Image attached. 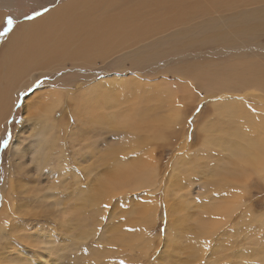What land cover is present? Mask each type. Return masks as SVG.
<instances>
[{
  "label": "rangeland",
  "instance_id": "rangeland-1",
  "mask_svg": "<svg viewBox=\"0 0 264 264\" xmlns=\"http://www.w3.org/2000/svg\"><path fill=\"white\" fill-rule=\"evenodd\" d=\"M66 1H0V7L14 8L3 12L0 54L9 47L8 35L19 24L14 21L11 31L4 34L7 18H12L8 11L20 9L32 18L45 9L51 11L53 3ZM227 15L235 17L239 12ZM203 22L176 26L167 34L143 35L142 44L112 62L41 76L16 95V107L0 142V211L8 182L16 194L18 216L0 241L1 264H74L81 256L83 264H264V145L257 156L256 146L248 145L250 135L244 131L249 121L257 122L255 110L263 106L260 95L250 98V94L263 93L264 83L261 77L226 73L249 59L264 60V49L246 52L239 37L223 44L189 43L186 31ZM257 41L264 47V35ZM153 52L158 54L152 62ZM119 62L122 73L116 81L123 84L116 90L124 89L122 80L130 76L148 89H161L149 101L158 108L157 116L144 119L131 107L136 128L143 131L103 130L90 109L73 111V100L86 101L87 89L108 80ZM76 82L83 86H75ZM59 83H64L63 89ZM232 107L237 110L230 114ZM43 115L57 121L55 131L64 139L63 144L60 139L43 144L53 162L66 153L63 173L41 174L39 152L31 151V128L43 125ZM261 124L264 130V121ZM8 133L11 142L5 148ZM128 133L141 141L129 144ZM19 139H26L24 154L20 166L14 168ZM109 155L112 159L106 161ZM128 165L137 170L154 165L148 177L153 180L134 190L126 178H113L115 171ZM101 182L108 184L106 192L98 187ZM139 182L145 184L142 178ZM98 194L99 201L90 200ZM144 210L154 215L149 228ZM69 213L85 219L92 216L85 222L82 240L73 231L84 229L73 225ZM138 228L145 232L139 235ZM71 240L72 249L67 246L66 252L64 246ZM60 247L66 261L48 253L57 254Z\"/></svg>",
  "mask_w": 264,
  "mask_h": 264
},
{
  "label": "bare ground",
  "instance_id": "bare-ground-1",
  "mask_svg": "<svg viewBox=\"0 0 264 264\" xmlns=\"http://www.w3.org/2000/svg\"><path fill=\"white\" fill-rule=\"evenodd\" d=\"M53 5L54 8L51 11H45L41 15L32 16V18L25 16V11L20 9L8 11L13 21L19 24L8 35L9 47H6V51L2 50V54H0V142L7 130L9 119L13 115V109L16 107V95L30 88L34 80L51 73L71 71L69 68L92 69L99 63L112 62L119 54L142 44L140 40L143 35L153 37L154 34H167L173 32V27L201 20L204 21L203 24H196L186 31L185 37L188 38L189 43L217 42L223 44L226 40L239 37L238 39L244 43L246 52L260 53L263 51L254 49H264L257 41L260 35H264V0H69L55 2L51 7ZM6 9L14 10L11 5L0 7L2 10L0 24ZM236 11L239 12V15L235 17L227 15ZM227 34L232 36L227 37ZM225 50L233 52V48L230 47ZM157 54V52H153L152 62L155 61ZM250 64H260L262 67L255 68ZM121 73V62H119L114 74L107 77L108 80L101 84H94L91 89H87L89 98L86 101L75 99L73 100L74 105L71 107L75 114L78 110L90 109L94 118L98 119L99 128L103 130L106 127H111L112 130L120 132L132 129L143 131V128H136L135 116L130 115L131 107L135 112L142 113L144 119L149 116H157L158 108L150 106L149 101L151 94L161 92V89L158 88L156 91L148 89L147 85L136 83L135 76H130L124 78L128 80H122L125 88L116 90L120 89L123 84L116 81L121 78L118 75ZM226 73L250 76L251 78L261 77L264 83V60L249 59L235 65ZM74 84L79 88L83 86L77 82ZM109 84L110 86H108ZM63 86L64 83L58 84L60 89H63ZM260 90L263 93L250 94V98L260 95L258 98L263 103L259 110H255L257 122L249 121L244 126V131L250 135L248 145L256 146L254 150L257 152V156L261 155L262 144L264 145V130L262 129L263 124H261L264 121V86ZM56 96L58 98V95ZM155 99L159 104V98L155 97ZM124 105L126 108H123ZM134 105L138 108L134 109ZM105 109L110 111L104 112ZM236 110L237 107L228 108L230 114ZM253 112L250 109V113ZM41 119L44 121L42 126L34 125L31 128V137H33L31 151L33 154L39 152L41 174L44 172L48 175H55L56 171L63 173L66 153L62 154L60 150L62 156L53 162L44 152L43 147L45 142L57 143V139H60L63 144L64 139L59 132L55 131L58 126L56 125L57 121L54 123L47 115H43ZM31 123L35 124L36 122L31 121ZM87 134L90 135L88 132ZM25 140L19 139L15 143L13 156L17 162L14 168L20 166ZM127 140L131 145H136L141 141L138 138H133L131 133L127 134ZM111 159L110 155L105 157L106 161ZM53 165H57V167ZM153 168L147 165L137 170L128 165L115 171L113 178H126L129 183L134 184L132 189L138 190L148 186L153 180V178L148 179L154 173ZM12 171L14 177H17L19 174L15 175L17 170L13 169ZM50 171L53 174H50ZM10 174L12 175V172ZM140 178L145 184L139 182ZM14 182H19V180L14 178ZM98 187H102L100 190L103 192L109 189L105 182L99 183ZM15 196L12 184L7 182L3 189V206L0 211V241L4 234L11 232V220L13 221L15 216H18ZM104 196L106 197L107 194ZM100 199V194L90 197L91 201L97 202ZM69 215L73 216V225H81V229L85 228V222L87 224V220L92 217L89 216L85 219L77 213H69ZM143 216L146 227L149 228V222H152L151 220L154 218L153 212L150 211L147 215V211L144 210ZM73 232L80 240L82 239L79 237H85V229L82 232L79 229ZM137 232L142 235L145 230L138 228ZM18 240L17 238L16 243ZM9 244L11 243L7 242V245ZM67 246L72 249L73 240L68 241L64 246L66 252L68 251ZM60 249L61 247L57 254L47 252L51 257L64 258L66 261V257L62 255ZM80 258L79 263L76 261L74 264H83L84 259L82 256ZM1 262L0 259V264Z\"/></svg>",
  "mask_w": 264,
  "mask_h": 264
},
{
  "label": "snow or ice",
  "instance_id": "snow-or-ice-1",
  "mask_svg": "<svg viewBox=\"0 0 264 264\" xmlns=\"http://www.w3.org/2000/svg\"><path fill=\"white\" fill-rule=\"evenodd\" d=\"M45 11H47V9H45ZM36 15H41V13L37 12ZM13 23H14L13 19H12L11 17H8V18H7V25H8V28L6 29V31H5L4 34H7L8 31H11L12 26H13ZM38 83H39V82H38ZM21 122H22V121H21ZM10 142H11V133H8V134H7V139H5V140L3 141V146H4L5 148H7V147L9 146ZM105 207H108V206L105 205ZM121 264H123V262H121Z\"/></svg>",
  "mask_w": 264,
  "mask_h": 264
}]
</instances>
